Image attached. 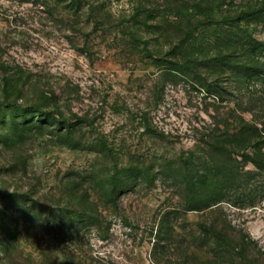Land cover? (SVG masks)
<instances>
[{"label":"rangeland","instance_id":"rangeland-1","mask_svg":"<svg viewBox=\"0 0 264 264\" xmlns=\"http://www.w3.org/2000/svg\"><path fill=\"white\" fill-rule=\"evenodd\" d=\"M170 1L0 0V264H264V0Z\"/></svg>","mask_w":264,"mask_h":264},{"label":"trees","instance_id":"trees-1","mask_svg":"<svg viewBox=\"0 0 264 264\" xmlns=\"http://www.w3.org/2000/svg\"><path fill=\"white\" fill-rule=\"evenodd\" d=\"M209 1L210 0H204L205 6L202 5V3H203L202 0H185V2H182V1L179 2L178 1L179 4H177L176 7H175V8H177V13H179L178 20H183V17L187 16L189 20H194V22H196V24H198L199 21H200V16H201L200 12L202 11V8L209 7ZM189 2L191 4H189ZM170 3L175 4L176 2H174V0H172V1H170ZM215 5H218V3L215 2L213 6H215ZM191 8H193V9H191ZM188 9H191V11H187ZM192 11H194V12L192 13ZM136 12L141 13V10L139 11V7H136ZM147 12L149 14V17L150 16L152 17V15L154 13H156L153 8L151 10H148ZM138 13L136 15H138ZM203 15H204L203 16L204 18H206V19L208 18V14H203ZM211 21H213V20H211ZM181 22L182 21H178V24L180 25ZM195 30L196 29L189 30V32H187L186 35L188 34L187 36L190 37V35L193 34V32ZM245 69H246L245 71H248V68H245ZM244 74H245L246 77H250V76L257 75V71L254 70L253 72H246ZM254 131L255 130L253 128L245 127L244 130H240L237 134H235L233 136L232 142L235 141V139L239 140V139H243V138L246 141L251 142L253 140ZM250 145L252 147H254V150H257L258 152L256 153L255 157L249 156L248 154H244V157H247V158L249 157V160L252 163H254L258 168L263 169L264 168V155L262 156V154H261L262 152L259 151V147H256L257 144H254V142H253ZM248 147H249V145H248ZM217 169H215L216 172H217V175H216V179H215L216 184H215L213 190H215V191L228 190L229 187H227L225 185L221 186L222 185L221 183H222L223 179L227 177L226 174L224 172H221V171L217 170ZM219 172H221V175H219ZM75 264H82V263H81V261H78Z\"/></svg>","mask_w":264,"mask_h":264}]
</instances>
